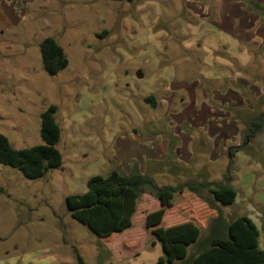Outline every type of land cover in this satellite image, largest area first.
<instances>
[{
    "label": "rangeland",
    "instance_id": "374dc122",
    "mask_svg": "<svg viewBox=\"0 0 264 264\" xmlns=\"http://www.w3.org/2000/svg\"><path fill=\"white\" fill-rule=\"evenodd\" d=\"M185 2L0 0V132L18 150L41 145V116L56 105L63 155L62 168L39 179L0 163V264H79L78 254L88 264H157L162 245L146 225L161 208L153 196L141 197L134 228L111 243L67 207V197L85 193L92 177L134 168L159 186H236L234 205L224 207L204 191L167 208L163 226L188 221L182 208L205 238L217 217L227 225L247 215L264 250V155L242 148L233 160L222 144L216 152V107L238 117L224 100L241 74L225 61L222 46L231 57L245 50L217 38ZM49 37L69 61L58 75L43 66L40 45ZM216 90L225 94L220 105ZM238 125L233 143L242 146L247 126Z\"/></svg>",
    "mask_w": 264,
    "mask_h": 264
},
{
    "label": "trees",
    "instance_id": "16d2710c",
    "mask_svg": "<svg viewBox=\"0 0 264 264\" xmlns=\"http://www.w3.org/2000/svg\"><path fill=\"white\" fill-rule=\"evenodd\" d=\"M249 7L264 16V5L250 2ZM40 50L47 73L58 75L68 67L65 52L55 39L46 38ZM262 82L264 86V77ZM256 104L253 105L255 114L246 124L240 146L249 151L251 140L264 132V98L257 100ZM57 111V106L51 105L41 116V145L18 150L0 132V163L18 169L29 179L43 178L50 170L62 168L63 155L58 149L61 128L56 120ZM225 179L229 180L228 177ZM87 187L83 194L69 195L67 207L76 221L88 226L104 242H110L115 234L134 228L140 199L149 194L161 204L159 210L151 212L146 218L147 227L152 229V234L162 245L163 255L157 264H264L261 231L247 215L238 216L227 225L222 222L221 216L217 217L205 238L202 226L189 210L181 208L178 211L181 216H188V221L163 226L167 208L191 196L202 198L204 191H208L214 201L224 207L234 205L238 191L229 182L190 181L176 187L159 186L152 177L134 168L130 173L116 170L108 176H94ZM194 248L195 251L191 252ZM77 257L79 264H88L79 254Z\"/></svg>",
    "mask_w": 264,
    "mask_h": 264
},
{
    "label": "crops",
    "instance_id": "0c3cea01",
    "mask_svg": "<svg viewBox=\"0 0 264 264\" xmlns=\"http://www.w3.org/2000/svg\"><path fill=\"white\" fill-rule=\"evenodd\" d=\"M250 2L264 5V0H186L185 2V6L187 7L186 12L190 13V10L194 6L195 13L200 21H204L209 27L215 29L217 38H232L245 50L241 58L237 56L231 57L228 55V47L222 46L224 49L223 53L226 54L227 60L225 61H229L233 66V63H235L237 65L235 68L239 69L241 73L238 78L231 81L233 84L230 85L233 89L228 88V91L226 90L225 93L229 95V99L224 100L227 101L226 104L230 105L228 109L237 113L238 117L236 119L240 118L241 120H236L234 118L236 116L233 113H222L220 108L216 107V135L219 137V142L216 144V152L222 144L224 149H227L229 157H232L233 160L237 159L242 151L240 143H233L235 133L237 135V132H240L238 123L247 124L253 117L254 108L251 100L264 98V86L262 89L258 88L260 87L258 86L260 81L264 77V74L261 72V69L264 70V16L250 10ZM255 87L262 94L260 92L256 93L257 90ZM247 88L249 89L247 90ZM214 97L216 103H218L217 101L222 100L225 94L216 90V96ZM236 126H238L239 131H236ZM222 140H228V142H231V145L227 147L226 142L221 143ZM250 151L254 152L253 155L259 158H261V155H264V132L256 135L252 139ZM218 156L219 154L216 158ZM234 187L236 188V186ZM236 190L238 191L237 188ZM130 233L131 231L127 234ZM117 235L115 234L113 236L112 242Z\"/></svg>",
    "mask_w": 264,
    "mask_h": 264
}]
</instances>
